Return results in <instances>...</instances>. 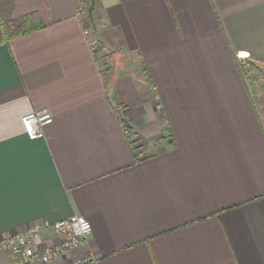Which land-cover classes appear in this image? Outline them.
<instances>
[{"label":"crops","instance_id":"crops-1","mask_svg":"<svg viewBox=\"0 0 264 264\" xmlns=\"http://www.w3.org/2000/svg\"><path fill=\"white\" fill-rule=\"evenodd\" d=\"M84 5L0 0L42 24L0 43V239L77 214L92 264H264V90L237 61L264 67V0Z\"/></svg>","mask_w":264,"mask_h":264},{"label":"built area","instance_id":"built-area-1","mask_svg":"<svg viewBox=\"0 0 264 264\" xmlns=\"http://www.w3.org/2000/svg\"><path fill=\"white\" fill-rule=\"evenodd\" d=\"M88 6L81 7L80 14H88ZM91 28L86 27L85 33L90 34ZM91 46L97 49L96 41H91ZM245 53V55H241ZM238 66L244 76L251 71V61L246 52L237 54ZM118 102L115 109H121ZM54 119V115L47 109L31 111L22 118V126L27 137L31 140L39 139L45 135L44 128ZM123 122V121H122ZM125 135H131L130 123L123 122ZM46 230H52L55 234V242L39 243V239ZM93 231L92 223L83 215L74 214L68 219L56 221H42L35 223L26 230L0 239V254L9 255L13 261L10 264H92L98 258L92 253H82L90 243ZM81 256L74 257L75 254Z\"/></svg>","mask_w":264,"mask_h":264},{"label":"trees","instance_id":"trees-1","mask_svg":"<svg viewBox=\"0 0 264 264\" xmlns=\"http://www.w3.org/2000/svg\"><path fill=\"white\" fill-rule=\"evenodd\" d=\"M40 27H42V24L39 23L37 13L29 14L20 17L19 19H11L5 23H0V43L21 36Z\"/></svg>","mask_w":264,"mask_h":264},{"label":"rangeland","instance_id":"rangeland-1","mask_svg":"<svg viewBox=\"0 0 264 264\" xmlns=\"http://www.w3.org/2000/svg\"><path fill=\"white\" fill-rule=\"evenodd\" d=\"M254 76L253 90H264V67L253 65L251 63V71L249 72Z\"/></svg>","mask_w":264,"mask_h":264},{"label":"water","instance_id":"water-1","mask_svg":"<svg viewBox=\"0 0 264 264\" xmlns=\"http://www.w3.org/2000/svg\"><path fill=\"white\" fill-rule=\"evenodd\" d=\"M95 4H96V0H90V5L88 6V14L90 16V18H93V12L95 10Z\"/></svg>","mask_w":264,"mask_h":264},{"label":"snow or ice","instance_id":"snow-or-ice-1","mask_svg":"<svg viewBox=\"0 0 264 264\" xmlns=\"http://www.w3.org/2000/svg\"><path fill=\"white\" fill-rule=\"evenodd\" d=\"M241 55H245V53H241Z\"/></svg>","mask_w":264,"mask_h":264}]
</instances>
